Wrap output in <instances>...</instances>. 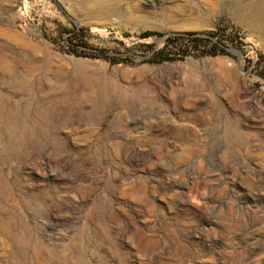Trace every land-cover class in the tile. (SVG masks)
I'll use <instances>...</instances> for the list:
<instances>
[{
	"label": "rangeland",
	"instance_id": "1",
	"mask_svg": "<svg viewBox=\"0 0 264 264\" xmlns=\"http://www.w3.org/2000/svg\"><path fill=\"white\" fill-rule=\"evenodd\" d=\"M0 264H264V0H0Z\"/></svg>",
	"mask_w": 264,
	"mask_h": 264
},
{
	"label": "trees",
	"instance_id": "2",
	"mask_svg": "<svg viewBox=\"0 0 264 264\" xmlns=\"http://www.w3.org/2000/svg\"><path fill=\"white\" fill-rule=\"evenodd\" d=\"M144 36H150V35H157L156 32H145L142 34ZM184 42L183 46H188L190 49H199L206 48L207 52L209 54H215L217 50H215L218 46V43L216 41H212L209 36H200L194 32L186 33L184 36L177 35V36H170L166 40L167 46L169 45L171 48H174L176 43ZM211 43L210 45H208ZM207 45V46H206ZM206 46V47H205ZM160 53V52H159ZM156 54V52L153 53V55Z\"/></svg>",
	"mask_w": 264,
	"mask_h": 264
}]
</instances>
